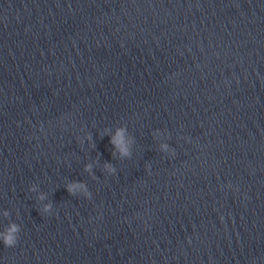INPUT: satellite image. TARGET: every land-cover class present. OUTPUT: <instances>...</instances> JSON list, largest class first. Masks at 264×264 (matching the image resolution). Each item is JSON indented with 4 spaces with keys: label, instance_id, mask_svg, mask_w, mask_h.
Instances as JSON below:
<instances>
[{
    "label": "clouds",
    "instance_id": "9594fccd",
    "mask_svg": "<svg viewBox=\"0 0 264 264\" xmlns=\"http://www.w3.org/2000/svg\"><path fill=\"white\" fill-rule=\"evenodd\" d=\"M126 129L121 127L116 131V135L110 138V144L113 146V153L119 152L121 158H131L132 152L130 148V142L125 139ZM162 152L172 153L174 154V149L170 148L167 143L161 144L160 146ZM150 168V165L148 166ZM104 170L109 174H115L116 169L112 163L106 162L104 164ZM84 171L93 175L92 165L86 164L84 167ZM67 192L72 195H82L87 199H91V192L89 191L86 183L82 181H70L65 185ZM31 192L38 193L37 200L42 202L40 212L44 214L51 215L53 204L49 201L44 203L48 199L47 194L44 192H38V186L32 185L29 189ZM4 217H8L10 215L9 211L5 210L3 212ZM21 231L20 225L17 223H10L3 231H0V240L3 241V244L6 247H13L18 242V233Z\"/></svg>",
    "mask_w": 264,
    "mask_h": 264
}]
</instances>
